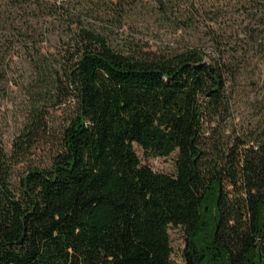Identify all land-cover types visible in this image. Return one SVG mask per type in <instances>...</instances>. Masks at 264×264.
Masks as SVG:
<instances>
[{
  "label": "trees",
  "instance_id": "16d2710c",
  "mask_svg": "<svg viewBox=\"0 0 264 264\" xmlns=\"http://www.w3.org/2000/svg\"><path fill=\"white\" fill-rule=\"evenodd\" d=\"M226 1L262 23L244 44L214 31L167 55L113 43L132 14L210 28ZM245 44L264 53V0H0V104L18 60L46 85L39 100L73 102L49 167L12 182L46 136L44 106L0 144V264H174L171 227L184 264H264V121L234 142L224 125ZM134 145L177 153L176 173L142 165Z\"/></svg>",
  "mask_w": 264,
  "mask_h": 264
},
{
  "label": "rangeland",
  "instance_id": "374dc122",
  "mask_svg": "<svg viewBox=\"0 0 264 264\" xmlns=\"http://www.w3.org/2000/svg\"><path fill=\"white\" fill-rule=\"evenodd\" d=\"M221 9L217 23H204L210 28L203 27L201 23H195L193 27L179 29L181 23H161L151 16L132 14L127 23H123L118 31V36L113 38V43L120 49L126 48L128 43L139 42L144 49H151L160 54H174L180 52L183 47L197 42L209 40L208 33H219L223 38L232 42H242L247 39L244 31L247 25L252 30H261L262 23H249L247 13H237L227 1L217 5ZM249 11V13H254ZM214 17V16H210ZM244 21V22H243ZM200 25V27H199ZM183 27V26H182ZM210 30V31H209ZM136 40V41H133ZM131 45V44H130ZM43 53L53 52L55 40L51 37L42 43ZM213 48L208 46L206 54L212 55ZM255 50L253 46L245 44L233 61L240 66V74L233 82L230 89L232 99L230 103V114L224 125L225 136L229 142L242 133H253L257 131L264 119V53ZM209 56L207 61H209ZM28 62L22 60L13 65L8 75V92L0 104V144L9 151L12 140L18 135L25 124L28 115L35 106L46 110L48 130L45 138L32 150L26 162L19 164L13 173L12 182L17 183L20 176L29 165L37 167H49L50 157L57 148V137L61 125L68 118L73 102L71 99L64 101L61 106H55L48 102L39 100L40 92L43 93L44 86L34 74ZM142 165L150 167L158 173L174 175L176 173V162L178 154L170 157L160 158L144 154L142 148L134 145ZM170 241L173 247L172 261L174 264H184L183 251L185 249V233L181 228L171 227L169 229Z\"/></svg>",
  "mask_w": 264,
  "mask_h": 264
}]
</instances>
